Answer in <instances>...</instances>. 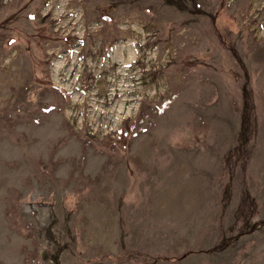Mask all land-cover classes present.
Listing matches in <instances>:
<instances>
[{
  "label": "rangeland",
  "instance_id": "obj_1",
  "mask_svg": "<svg viewBox=\"0 0 264 264\" xmlns=\"http://www.w3.org/2000/svg\"><path fill=\"white\" fill-rule=\"evenodd\" d=\"M0 264H264V0H0Z\"/></svg>",
  "mask_w": 264,
  "mask_h": 264
},
{
  "label": "bare ground",
  "instance_id": "obj_2",
  "mask_svg": "<svg viewBox=\"0 0 264 264\" xmlns=\"http://www.w3.org/2000/svg\"><path fill=\"white\" fill-rule=\"evenodd\" d=\"M119 49V48H118ZM121 50V49H120ZM119 57V56H118Z\"/></svg>",
  "mask_w": 264,
  "mask_h": 264
}]
</instances>
